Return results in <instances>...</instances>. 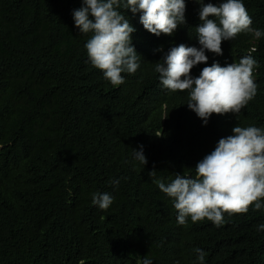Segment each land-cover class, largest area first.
<instances>
[{
    "label": "trees",
    "instance_id": "obj_1",
    "mask_svg": "<svg viewBox=\"0 0 264 264\" xmlns=\"http://www.w3.org/2000/svg\"><path fill=\"white\" fill-rule=\"evenodd\" d=\"M184 2L186 23L170 37L120 9L142 60L113 86L88 59L92 34L75 27L82 0H0V264H137L145 256L201 264L197 248L203 264H264V208L224 213L220 226L190 217L180 225L172 198L154 183L194 176L233 127L264 128V36L240 33L222 42V55L205 51L207 63L190 72L252 55L257 94L236 116L213 114L203 125L187 108V91L160 84L155 63L170 48L200 47V0ZM242 2L251 27L264 32V0ZM140 145L144 166L132 154ZM96 192L113 196L107 210L92 204Z\"/></svg>",
    "mask_w": 264,
    "mask_h": 264
},
{
    "label": "clouds",
    "instance_id": "obj_2",
    "mask_svg": "<svg viewBox=\"0 0 264 264\" xmlns=\"http://www.w3.org/2000/svg\"><path fill=\"white\" fill-rule=\"evenodd\" d=\"M198 4L201 23L196 32L200 47L180 44L170 48L155 63L154 71L164 88L188 92L187 108L207 125L213 114L236 116L256 96L258 86L253 73L259 64L249 54L238 63L225 66L214 62L195 78L191 70L207 63L205 51L222 55V42L234 40L244 32H251L259 39L264 32L251 27L252 18L242 0H222L218 4H204L200 0ZM82 5L72 13L75 27L81 34H92L85 44L88 59L113 86L123 84L121 74H134L142 60L132 45L135 29L121 8L133 14L141 13L139 22L157 37L161 34L170 37L178 26L186 23L184 0H82ZM138 147L132 154L144 166L147 158L143 146ZM194 170V176L175 174L167 184L162 179L154 180L159 190L172 198L178 224L184 225L190 217L193 223L207 219L220 226L224 223V213L243 214L251 206L261 210L264 208L261 203L264 200V128L233 127L232 134L219 139L214 150L197 162ZM155 174L156 171L149 172V176ZM110 183L118 186L120 181ZM113 200L107 192L92 194V204L102 210H107ZM258 230H264V224ZM194 251L203 264L206 253L199 248ZM137 264H152V261L145 256Z\"/></svg>",
    "mask_w": 264,
    "mask_h": 264
}]
</instances>
